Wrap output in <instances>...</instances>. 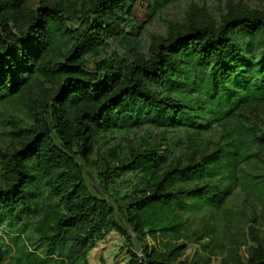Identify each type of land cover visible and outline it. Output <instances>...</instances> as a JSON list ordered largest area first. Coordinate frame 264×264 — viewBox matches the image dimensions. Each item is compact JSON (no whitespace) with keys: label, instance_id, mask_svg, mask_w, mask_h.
I'll list each match as a JSON object with an SVG mask.
<instances>
[{"label":"trees","instance_id":"1","mask_svg":"<svg viewBox=\"0 0 264 264\" xmlns=\"http://www.w3.org/2000/svg\"><path fill=\"white\" fill-rule=\"evenodd\" d=\"M172 1L90 0L80 17L85 30L77 34L74 11L39 6L21 20L27 0H0V108L20 104L33 120L18 133L20 147L6 162L0 224L14 212L28 218L42 210L43 225L56 227L55 240L73 235L69 250L48 253L51 262L87 264L102 232L116 226L113 207L90 193L78 163L89 161L101 134L148 126L190 136L192 159L173 161L170 151L147 148L123 165L146 182L124 207L140 234L147 229L179 236L195 215L223 211L244 166L264 153L258 123L264 110V16H229L217 30L192 27L156 45L148 63L88 68L89 54L102 42L128 26L141 33ZM41 79L55 85L46 103L33 96ZM151 86L162 92L152 93ZM216 128L224 144L208 139ZM21 236L0 249V264L12 248L20 255L15 264L46 263L19 244ZM208 237L215 239L213 232ZM147 264L176 263L170 252H155ZM247 264H264V255Z\"/></svg>","mask_w":264,"mask_h":264},{"label":"rangeland","instance_id":"2","mask_svg":"<svg viewBox=\"0 0 264 264\" xmlns=\"http://www.w3.org/2000/svg\"><path fill=\"white\" fill-rule=\"evenodd\" d=\"M90 4V0H27L21 20H25V15L39 6H61L76 13L72 27L77 34H81L85 26L80 17ZM256 14L264 16V0H174L141 33L135 34L136 27L128 26L122 29L120 35L102 42L97 51L89 54L88 68L94 71L99 62H116L121 69L138 62L148 63L153 58L156 45L176 38L192 27L217 30L229 16L252 17ZM54 90L52 82L41 79L33 96L37 101L46 103ZM150 90L156 94L162 92L159 86H151ZM32 122L27 109L20 104L0 108V187L7 184L6 162L20 147L22 137L18 133ZM258 123L264 135V110L260 111ZM221 134V130L216 128L208 139L224 144ZM147 148L170 151L168 156L173 161L192 159L195 153L186 133L144 126L103 133L89 161L78 159L90 193L108 202L116 218V226L104 230L95 248L87 255V264H147L148 257L155 252H170L176 264H247L264 255V153L244 166L240 173L241 184L235 188L223 211L210 210L195 215L177 236L172 233L150 234L147 229L140 234L124 213L126 204L146 189V182L142 181L138 172L123 171L122 167L135 151ZM31 207L34 209V204ZM32 211L28 218L18 217L14 212L0 224V249H5V245L12 246L11 239L19 234L23 235L19 244L25 243L30 251L39 253L41 263L68 264L51 262L47 255L61 248L69 250L73 235L68 233L65 240H55V225L46 228L43 225L44 212ZM23 228L25 234L21 232ZM211 232L214 240L208 237ZM16 251L17 248H12V254L4 264L16 263L20 257Z\"/></svg>","mask_w":264,"mask_h":264}]
</instances>
